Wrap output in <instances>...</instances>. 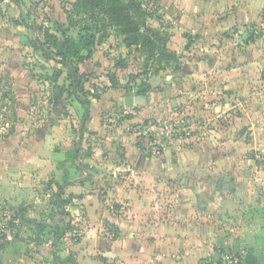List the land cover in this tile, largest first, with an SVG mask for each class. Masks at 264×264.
<instances>
[{
	"label": "rangeland",
	"instance_id": "1",
	"mask_svg": "<svg viewBox=\"0 0 264 264\" xmlns=\"http://www.w3.org/2000/svg\"><path fill=\"white\" fill-rule=\"evenodd\" d=\"M80 2L0 0L1 29L20 23L23 31L30 27L29 49L22 58L7 55L4 65L0 64V264H114L116 260L111 247L117 230L111 220L119 209L113 204L111 192L126 174H114L108 163L102 164L107 160L106 144L100 141L98 131H89L81 142V125L87 117L72 93V76L85 90L78 96L91 99L86 91L99 96L94 103L96 113L106 122L111 118L123 125L132 112L122 106V97L134 96L136 88L146 87L139 94L149 95L151 101L135 109L157 116L123 128L130 131L139 127L142 137H148L151 143L147 154H157L158 159L165 158L162 149L184 126L176 114L188 113L182 120L189 119L185 126L190 127L181 132L207 136L200 141L202 146H187L184 153L167 151L170 159L184 158L188 163L173 177L178 181L166 179L146 187L153 207L175 212L198 203L225 214L227 225L222 228L228 236L232 233V242L219 247L221 253L213 260L197 264H250V258L254 264H264V102L258 107L260 100L255 99L256 94L262 95L264 76V0H209L201 5L150 0L145 7L153 13L146 19L147 24L159 30L160 46L175 54L166 69L156 72L161 65L158 53L126 47L118 30L100 23L91 59L74 62L77 74H70L69 68L52 59L53 55L47 58L43 54L39 41H45V29L60 38L62 33L76 37L79 24L87 22ZM212 57L227 67H235L240 58L249 63L243 71L247 75L243 81L248 80V84L241 90L242 95L232 91L243 99L234 98L226 105L217 102L220 98L215 96L229 89L220 87L223 80L212 87L210 82L218 79L209 73ZM21 61L24 71L17 70ZM9 64L11 71H7ZM25 74L32 82L19 86L21 80H26ZM57 84L65 93L54 105ZM198 84H203L204 93L196 101L198 92L194 89ZM115 100L120 104L117 110ZM217 106L222 109L216 111ZM199 116L200 131L193 127ZM247 122L250 125L246 126ZM147 124L151 127L144 132L142 127ZM214 126L220 129L216 135ZM249 127L250 131L246 129ZM49 129L52 153L44 138ZM32 138L40 145L36 151H42L40 154L49 162H44L37 173L34 162V167L16 164L22 162L26 153L23 148ZM226 138L232 141L228 147L223 144ZM252 138L255 146H243ZM68 146V152L77 150V161L60 151ZM199 159V165L193 166ZM208 172L212 175L206 178ZM216 174L230 177L228 187L216 181ZM76 178H81L78 185ZM98 205L108 212L106 216L95 215ZM91 228L92 233L87 235ZM107 250L110 252L104 256ZM165 264L194 263L170 260Z\"/></svg>",
	"mask_w": 264,
	"mask_h": 264
},
{
	"label": "crops",
	"instance_id": "2",
	"mask_svg": "<svg viewBox=\"0 0 264 264\" xmlns=\"http://www.w3.org/2000/svg\"><path fill=\"white\" fill-rule=\"evenodd\" d=\"M205 1L209 0H183V5H191V3L201 5L202 3H205ZM215 3L217 4L218 2L215 1ZM230 21L231 20H229L227 24L230 23ZM237 21H239V19H237ZM7 27V29L0 28L1 65H4L3 63L5 62V59H7L5 56L7 57V55H10L19 59L22 58V55L25 53V49H29V44H27V42H29L30 39V34L28 33L30 27H27V30L24 28V31L21 23L16 24V27L13 24L8 25ZM186 36H190V34ZM210 60L211 61L208 66V69L210 70L209 73H212L215 78H218L214 83L210 82L213 84L212 87L216 88L219 86V82H216L217 80H223L220 82L222 83L220 87L224 86L225 89H229L226 90L222 96H215L216 98H220L217 102L224 103L226 105L234 98L236 100L239 98L243 99L242 96L235 97V94H233L232 91L241 94V90L248 84V80L243 81L247 78L246 74L243 75V71L248 69L249 63L243 62L240 58V60L238 59L235 67H227L226 65L222 66V64L217 60L215 61V57L210 58ZM22 64L23 63L21 61L17 70L21 69L24 71V65ZM10 65L11 64H9L7 71L12 70ZM15 65H18V62H15ZM199 71L197 72L198 74ZM239 75L241 76L239 77ZM242 75L244 78H242ZM24 77L26 80H21V84H19V86H23L22 83H26L27 85L32 82V78H29L27 74H25ZM198 85L197 89H194L195 93L198 92L197 96H194V98L196 97V101L201 99L199 96L204 93V91H202L204 88L203 84ZM261 88L262 95L259 96V94H256L257 96L255 97L256 101L260 100L258 107L264 102V81ZM139 90L140 88H138V92L134 96H142L139 94V92L141 93ZM125 97H128V95H124L122 97V106L127 109L131 108L129 109V112H132V114L130 118H127V120L124 118V122L120 121L123 122L124 125L117 121L114 122L115 120L111 118H109L106 122V120H103L102 116L100 117V115L96 113L94 103H96L95 100L99 98V96H91V99H89L88 109H84L80 101L77 99L79 106L83 108L84 116L87 117L85 123L81 125V127L84 128V131H81L82 134L80 135L81 142H83L89 131H98L97 135L100 136V141L106 144L105 148L107 160H102V164H104V162L108 163L106 165H110V167L114 169V174H126V176L121 177L122 179L117 180L119 184L114 185L113 191L111 192V197L114 202L113 204L116 205V209H119L117 213L113 214L114 217H112L111 220L117 230V233L112 240L113 245L111 247L113 257L116 259L114 264H165L170 260L177 263L193 262L194 264H197V262H201L204 259L205 261L213 260L219 253H221V249L219 247L230 245L233 240L231 236L232 233L229 232L230 236H228L226 230L222 228V226L227 225L225 222V219H227L225 214H222L220 210L202 208V206L198 203L195 207H189L175 212H168L166 209L164 210L162 207L159 208L158 206V208L156 206L154 208L152 205L153 203L151 202V192L146 188L150 187L151 182L162 183V181L166 179L176 180V178L173 179V177L179 175V172L183 171L182 167H184L185 163L188 162H185L184 158V160L182 159L181 161L170 159L167 157V151H171L173 149L177 152L181 151L184 153L188 147H194L199 144L202 146L200 141L206 134L201 133L190 135L188 132H184L185 134H183L182 132L185 131L186 128L190 127L188 125L185 126V123L190 121L189 119L182 120L188 113L183 112L181 115L176 114L177 118L184 122V126L180 129V132L178 131L176 137L172 139L171 143L165 145L162 149L165 154V158L160 157V159H158L156 158L158 157L157 154H147L148 148L151 147L149 145L148 137H142L141 132H139V127L135 126L136 128L134 127L130 131L125 128L129 124L136 125L153 115V112L149 115L147 110L145 112V110L139 111L138 109H135L138 105L148 104L151 101L150 96H143L144 100L142 102L137 104L134 103L130 107L125 106ZM117 101L118 100H115V110H117V106L120 105ZM172 105H174L173 102ZM220 107L221 106L215 107V110L217 111L222 109ZM161 115L163 114L161 113ZM156 116L157 114L152 117ZM199 117L200 120H193L195 121L193 123V127L198 130L202 127V123H200L201 116ZM203 119L204 118H202V120ZM226 122L231 124V122L227 120ZM247 125H250V123L247 122L246 126ZM145 126L148 127L147 125ZM145 126L142 127L144 132ZM246 129L250 131L252 128L249 127ZM217 130L220 129H218L217 126H214V129L212 130L214 132L213 135L217 134ZM35 134H38V131ZM208 136L210 135L208 134ZM44 138L47 148H50L48 152L52 153L51 129L45 131ZM229 140L230 139L227 138L223 140V144L225 145L224 147H228L227 144L232 143V141L228 142ZM213 142H215V139ZM28 144V147L25 146L26 148H23L26 149V153L22 156V162L19 161L16 164L19 165L20 163H23L26 167H30L34 162V165L37 168V173L40 169H42L41 167L44 166V162H46V164H49V162L48 160H44L43 156L40 154L42 151H36V148L40 147V145L35 138H32V141ZM243 144V146L246 147H253L256 145V140L252 138L250 143L243 142ZM211 145H214L215 147V144L212 143ZM69 150L70 147L68 146L65 150L60 151L62 153L64 151V153L68 155V153L70 154V152H68ZM73 150H75L74 152L76 155L74 158L75 161H77V150L73 148L71 151ZM97 153L98 152H95L96 155ZM111 155L117 157L110 160L109 158H111ZM79 161L82 162V160ZM199 163L200 159L193 162V164L192 162H189V165L192 164L193 166H196L199 165ZM214 163L218 165L217 162ZM40 173L42 172L40 171ZM211 175L212 174L208 172L206 174V178H209ZM219 176L222 175L216 174V181H218ZM79 179L81 178H76L74 180L76 181V185L80 184V182H78L80 181ZM178 180L179 179L176 181ZM128 182L130 183L129 185ZM94 212H96L95 215L100 214L103 216H106V213H108L104 208H101V205H98ZM223 222L224 225H220V223ZM93 229L94 228H91L87 235H90ZM221 230H223V232ZM229 231H232V229ZM8 238H10V236H8ZM173 247H176L175 251L173 250ZM109 252L110 251L107 250L104 256ZM249 260L250 264L255 263L253 258H250ZM99 264L105 263L99 261Z\"/></svg>",
	"mask_w": 264,
	"mask_h": 264
},
{
	"label": "trees",
	"instance_id": "3",
	"mask_svg": "<svg viewBox=\"0 0 264 264\" xmlns=\"http://www.w3.org/2000/svg\"><path fill=\"white\" fill-rule=\"evenodd\" d=\"M150 3V0H81L80 6L83 14L87 17V22L79 24V32L76 37L61 34V38L57 34L50 32L49 29L43 31L45 41L40 42L43 54L49 58L61 63L69 68L70 74H77V68L74 62H84L91 59L94 46L97 41V34L100 31L99 25L103 23L104 28L113 27L123 36L122 43L126 47H136L139 49H147L152 53H158L160 66L156 72H160L167 68L171 58L175 56L165 46H160L158 41H161L159 30L148 26L146 19L153 12L148 11L145 5ZM46 46V47H45ZM166 63L162 64L161 62ZM58 74H60L58 72ZM156 80V78H155ZM264 81V76L262 77ZM72 93L80 101L84 109H88L89 98L85 100L78 96V92H84V87L77 84V81L72 76L70 83ZM58 93L54 100V105L64 95L65 90L56 85ZM87 94L90 92L86 91ZM75 150L70 152L73 157L76 155ZM62 185L59 187L61 191ZM59 197V194L57 195Z\"/></svg>",
	"mask_w": 264,
	"mask_h": 264
},
{
	"label": "water",
	"instance_id": "4",
	"mask_svg": "<svg viewBox=\"0 0 264 264\" xmlns=\"http://www.w3.org/2000/svg\"><path fill=\"white\" fill-rule=\"evenodd\" d=\"M136 90H138V89L136 88ZM142 90H143V88H142ZM143 100H144L143 96H139V95L134 96V97H129L128 96V97L124 98V104H125L126 107H130L134 103L137 104L139 102H142ZM218 181H219V184L223 183V188H226L229 185L230 177H228V176H219L218 177Z\"/></svg>",
	"mask_w": 264,
	"mask_h": 264
},
{
	"label": "built area",
	"instance_id": "5",
	"mask_svg": "<svg viewBox=\"0 0 264 264\" xmlns=\"http://www.w3.org/2000/svg\"><path fill=\"white\" fill-rule=\"evenodd\" d=\"M147 126H148V127H146V126L144 127V130H145V131L149 130V128L151 127V126L148 125V124H147ZM169 135H172V136H173V134H171V133H170ZM148 141H149V138H148ZM150 146H151V143H150Z\"/></svg>",
	"mask_w": 264,
	"mask_h": 264
},
{
	"label": "flooded vegetation",
	"instance_id": "6",
	"mask_svg": "<svg viewBox=\"0 0 264 264\" xmlns=\"http://www.w3.org/2000/svg\"><path fill=\"white\" fill-rule=\"evenodd\" d=\"M142 88H143V90H142ZM145 90H146V87H141L139 91H141V94H143L145 92Z\"/></svg>",
	"mask_w": 264,
	"mask_h": 264
}]
</instances>
